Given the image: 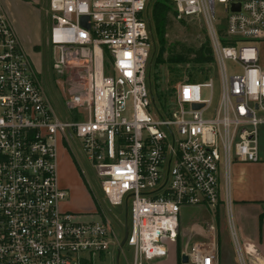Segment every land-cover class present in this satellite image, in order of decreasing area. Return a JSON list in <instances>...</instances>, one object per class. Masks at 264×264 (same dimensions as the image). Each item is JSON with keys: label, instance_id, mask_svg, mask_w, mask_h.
I'll use <instances>...</instances> for the list:
<instances>
[{"label": "built area", "instance_id": "built-area-1", "mask_svg": "<svg viewBox=\"0 0 264 264\" xmlns=\"http://www.w3.org/2000/svg\"><path fill=\"white\" fill-rule=\"evenodd\" d=\"M170 1L178 19L203 21L214 62L199 74L206 81L186 79L154 98L151 0H49L53 64L71 74L69 88L60 83L67 111L60 116L0 0V264H116L124 246L130 264H155L167 257L164 240H176L181 208L230 207V165L260 159L264 68L256 44L264 41V0ZM215 4L226 14L224 30ZM61 144L91 165L108 211L126 207L122 248L103 210L62 209ZM204 232L181 264H218V229Z\"/></svg>", "mask_w": 264, "mask_h": 264}, {"label": "rangeland", "instance_id": "rangeland-1", "mask_svg": "<svg viewBox=\"0 0 264 264\" xmlns=\"http://www.w3.org/2000/svg\"><path fill=\"white\" fill-rule=\"evenodd\" d=\"M24 2H30L32 5H26ZM3 4L14 24L15 31L25 52L39 72V79L56 113L60 116L67 115V111L63 106L64 92L60 83L64 84L65 89L69 88L71 74L60 70L59 66L53 64L55 59H53V56L55 57L56 52L53 55L52 48L48 44V33L52 25L48 14L49 0H39L36 4L31 0H23V4L17 3L14 5H9L6 0H3ZM214 8L216 19L222 22V26L219 29L224 30L226 14L223 11V6L215 4ZM171 10L173 11V8ZM182 21L184 22L183 24L181 23ZM165 37L167 47L177 43L187 47L198 48L202 43L209 40L205 24L200 18L178 19L176 15H174L171 29ZM256 45L260 62L262 57H264V41H258ZM159 53L160 47L155 45L147 68V84L151 88L154 98L156 96L163 97L166 92L173 89L178 83L188 79L190 77L189 74H191L189 73L190 67L188 65L174 66L167 62L158 63L157 56ZM162 56L163 59H166V51H163ZM212 68L210 67V70ZM226 69L229 74L233 71L228 63L226 64ZM195 74L193 72L191 75L194 76ZM212 78L213 100L216 103L220 97V84L215 75ZM196 81L204 82L206 80L201 78ZM209 94L208 90L202 91L204 98H208ZM259 138V162H233L229 167L230 207L228 208L226 204L223 207L221 206L222 203H220L215 213H211L209 208L202 206L181 208L179 230L175 242L164 240L167 257L177 258L182 253H186L196 240L205 239L204 231L209 224H212L218 229L221 264H241L239 252L244 264H264V244L261 242L259 246H255V248L248 247V249L244 244L245 235L253 234L257 224L258 227L264 224V221H262L259 225V220H257V216L264 212V206H262L260 211L259 208H254L252 205L245 207L234 204L236 199H240L239 197H259L264 191V126L259 128ZM70 148L73 155L69 151L68 146L64 144L58 147L57 154L58 185L64 188L67 194L62 209L71 213H84L96 210L99 215H102L104 211L118 237L122 239L124 209L122 207H114L110 211L107 210L101 203L102 196L98 180L91 165H89L83 155L75 153L72 145H70ZM225 189V182L221 180L219 183V197L221 200L224 199ZM236 195L239 197L237 196L236 198ZM262 218L264 220V217ZM262 232H264V226L262 227ZM113 254L115 255V251H113ZM131 258L132 250L124 246L123 255H120L119 258V264H127V259L128 264H130ZM159 261L155 262V264H158Z\"/></svg>", "mask_w": 264, "mask_h": 264}, {"label": "trees", "instance_id": "trees-1", "mask_svg": "<svg viewBox=\"0 0 264 264\" xmlns=\"http://www.w3.org/2000/svg\"><path fill=\"white\" fill-rule=\"evenodd\" d=\"M172 8L170 0H151L150 2L148 25L153 39V51L155 45H159L160 53L157 58L160 64L167 62L174 66L188 65L190 67L189 73H196L194 76L189 74L188 80L195 81L200 79L199 74H205L207 69L213 65L214 57L210 41L207 40L198 48L187 47L177 43L167 47L165 36L171 29L172 19L175 15L174 10H171ZM181 23L183 24L184 22L182 21ZM163 51L167 53L166 59H163Z\"/></svg>", "mask_w": 264, "mask_h": 264}, {"label": "crops", "instance_id": "crops-1", "mask_svg": "<svg viewBox=\"0 0 264 264\" xmlns=\"http://www.w3.org/2000/svg\"><path fill=\"white\" fill-rule=\"evenodd\" d=\"M31 1L35 4L39 2V0H31ZM2 3H3V0H2ZM6 3H8L9 5H11V4L14 5L17 3L23 4V0H6ZM25 4L26 5H32V3H30V2H26ZM8 17H9V15H8ZM12 24H13V22H12ZM13 26H14V24H13ZM259 64L262 68H264V57H262V60L259 62ZM237 196L238 195H236V198H237ZM239 198L240 199H236L234 201V204L245 206V207L248 205H252L254 208H259L260 211L262 210V206H264V191L261 193V195L259 197L249 196V197H245V198H242V197H239ZM94 211L95 210H92V211L90 210V211H87L84 213H93ZM257 217H258L257 220H259V225H260L262 223V221H264L262 218V217H264V212L260 213ZM263 226H264V224H261V226L258 227V224H257L256 230L253 234L245 235L244 244L246 245L245 247L247 249H248V247L255 248V246H259L261 242H262V244H264V232H262ZM198 236H200V235H198ZM198 241H199V239L196 240L195 242H198ZM261 247H263V246H261ZM182 254H184V253H182ZM160 261L158 264H181L182 263L180 255L177 256V258L166 257V260L163 259V261L162 260H160ZM218 264H221L220 256H219Z\"/></svg>", "mask_w": 264, "mask_h": 264}, {"label": "water", "instance_id": "water-1", "mask_svg": "<svg viewBox=\"0 0 264 264\" xmlns=\"http://www.w3.org/2000/svg\"><path fill=\"white\" fill-rule=\"evenodd\" d=\"M87 18L86 17H83L81 18L80 20V24L82 27L84 28H88V24H87ZM201 106H194L195 109H199ZM127 234H128V228H127V209L126 207L124 208V223H123V237H122V240L120 242V248L123 247L125 241H126V238H127ZM119 254H120V251L118 250L117 253H116V264H118V259H119ZM187 261V258L186 256H181V262L182 263H186Z\"/></svg>", "mask_w": 264, "mask_h": 264}]
</instances>
